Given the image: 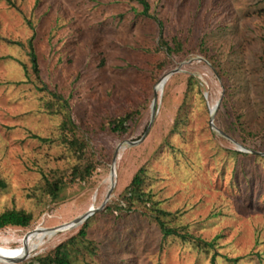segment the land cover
<instances>
[{
	"label": "rangeland",
	"instance_id": "374dc122",
	"mask_svg": "<svg viewBox=\"0 0 264 264\" xmlns=\"http://www.w3.org/2000/svg\"><path fill=\"white\" fill-rule=\"evenodd\" d=\"M147 1L167 31L189 33L187 53L155 74L158 26L136 0H0V212L33 217L0 228V245L55 233L0 264L53 250L91 209L86 240L69 245L71 264H264V0ZM132 109L141 117L129 134L106 128ZM66 118L73 129L63 135ZM71 134L85 144L81 159L64 140ZM77 163L95 169L69 182ZM141 166L143 189L173 212L169 225L215 239L212 248L164 237L140 205L115 216ZM60 176L54 199L47 183Z\"/></svg>",
	"mask_w": 264,
	"mask_h": 264
},
{
	"label": "trees",
	"instance_id": "16d2710c",
	"mask_svg": "<svg viewBox=\"0 0 264 264\" xmlns=\"http://www.w3.org/2000/svg\"><path fill=\"white\" fill-rule=\"evenodd\" d=\"M140 3L142 6L141 11H138L142 16L149 17L155 21V23L158 26V33L159 38L157 41V45L155 47V50L157 52H161L162 59L159 60V62L154 65V68H156L155 72L160 71L161 68L165 65L167 60L169 61V58H173L176 56H181L187 53V50L185 48V43L189 40V33L187 35H177V34H171L170 31L166 30L164 27L163 21L156 17L155 15H152L149 13V3L147 0H136ZM138 14V13H137ZM168 29V28H167ZM264 40V39H263ZM199 44H201V40L198 41ZM29 57L30 62L32 65V68L35 72L38 73V61H37V55L33 48V43L31 40H29ZM165 59V60H163ZM152 73V74H153ZM190 82V80L188 81ZM56 99L62 98L58 94L52 92ZM66 101H63L65 103ZM65 104H63V107ZM218 109V107H217ZM217 111V110H216ZM216 113V112H215ZM141 117V111L138 109H132V110H126L123 114L110 118L107 123V129H109L113 134H116L118 136H125L129 134L133 128V126L138 123ZM60 128L62 129L63 135L66 134L67 130L73 129V123L71 124V121L69 119H64L62 123H60ZM34 137H37L40 140H44V138L39 137L37 135H32ZM65 142L71 147L76 157L81 159L83 157V148L85 146L84 142L81 141L79 138L75 137L74 134H71V137H64ZM255 156L259 155L253 152ZM235 155H246L247 153H242L241 151L236 150L234 152ZM95 169V165L92 163H86L84 165L82 164H75L71 167L69 171V182H74L76 179L85 181L87 180L93 170ZM144 179H145V169L143 166L139 167L137 171L133 174L131 177L129 183L126 185L123 194L121 195V199L119 200L118 208L119 210H113V213L115 216L121 218L123 214H126L133 210V205H140L147 209L149 211V214H147L157 225L159 228V232L166 237L169 235H176L180 237L183 240H186L189 236L190 238H195L197 241H200L203 245L212 248L214 246V240L206 241L204 239H201L200 237L191 235L187 231H183V226L181 227V230L179 231V227L177 226H171L169 225V217L173 216V212L170 210H167L160 206V202L158 200L152 199V195H150L149 192L145 191L143 189L144 185ZM63 176H60L59 178H55L52 181H48L46 191L52 195V198H56L59 190L61 187L65 184V181ZM109 206L104 207V211H107ZM133 208V209H132ZM146 211V212H147ZM145 212V213H146ZM88 218V217H87ZM86 218V219H87ZM84 219L82 221V225L75 233V235L71 236L67 241L59 243L55 248L51 251H49L46 254L43 255H35L31 261H29L26 264H71V252L69 245L75 244L78 241L84 242L87 238V230H88V223L87 220ZM33 220L32 214L30 212H27L23 209H15L10 208L6 209L0 212V228L6 227V226H15V227H28ZM214 256L211 257V260L213 261ZM234 262L237 261V258L232 259Z\"/></svg>",
	"mask_w": 264,
	"mask_h": 264
},
{
	"label": "bare ground",
	"instance_id": "6f19581e",
	"mask_svg": "<svg viewBox=\"0 0 264 264\" xmlns=\"http://www.w3.org/2000/svg\"><path fill=\"white\" fill-rule=\"evenodd\" d=\"M157 89L158 91L161 90L160 84L157 86ZM215 108H216V105L213 107V111L215 110ZM110 180L111 178L107 177V181L110 182ZM54 234H55L54 231H50L47 234H43L41 238H37V239H27L26 237H21L19 239L20 245H18L15 248L7 245L9 239L8 241L7 239H3L5 245H0V261H10V260H14V259L21 258V257H27L31 255L32 252L36 251L37 249L41 247V245L43 244V240L46 236H48L49 238H52Z\"/></svg>",
	"mask_w": 264,
	"mask_h": 264
},
{
	"label": "water",
	"instance_id": "95a60500",
	"mask_svg": "<svg viewBox=\"0 0 264 264\" xmlns=\"http://www.w3.org/2000/svg\"><path fill=\"white\" fill-rule=\"evenodd\" d=\"M175 71H176V69H172L170 72H168L167 74H165V75L159 80L160 88H161L162 84H164V82H165V80H166L168 74H170V73H172V72H175ZM156 98H157V95H154V98H153V101H152V104H151V105H152V106H151V118H153V115H154L155 110H156V109H155V107H156ZM212 118H213V115L211 114V119H212ZM132 143H136V142L134 141V142H132ZM115 158H116V157H115V155H114V157H113V162L115 161ZM111 170L114 171V166H113V165H111ZM112 187H113V182H111V187H110V188H112ZM107 195H109V193H108ZM107 195H106V196H107ZM91 210H96V209H91ZM91 210H90L89 212L85 213L84 215L75 218L74 221H73V224H74V223L82 222L84 219H86V218L90 215Z\"/></svg>",
	"mask_w": 264,
	"mask_h": 264
}]
</instances>
